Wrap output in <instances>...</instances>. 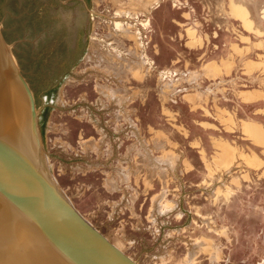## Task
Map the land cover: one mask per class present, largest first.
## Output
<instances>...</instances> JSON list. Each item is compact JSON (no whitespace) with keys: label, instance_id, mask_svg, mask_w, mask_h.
I'll use <instances>...</instances> for the list:
<instances>
[{"label":"rangeland","instance_id":"374dc122","mask_svg":"<svg viewBox=\"0 0 264 264\" xmlns=\"http://www.w3.org/2000/svg\"><path fill=\"white\" fill-rule=\"evenodd\" d=\"M0 34L51 177L114 245L264 264V0H0Z\"/></svg>","mask_w":264,"mask_h":264},{"label":"water","instance_id":"95a60500","mask_svg":"<svg viewBox=\"0 0 264 264\" xmlns=\"http://www.w3.org/2000/svg\"><path fill=\"white\" fill-rule=\"evenodd\" d=\"M37 118L0 34V264H140L58 187L45 164Z\"/></svg>","mask_w":264,"mask_h":264},{"label":"crops","instance_id":"0c3cea01","mask_svg":"<svg viewBox=\"0 0 264 264\" xmlns=\"http://www.w3.org/2000/svg\"><path fill=\"white\" fill-rule=\"evenodd\" d=\"M247 11L245 10V12H243V11H240V14H241V16H240V20L242 21V22H244V25H246V26H250L251 25V20L248 18V12L246 13Z\"/></svg>","mask_w":264,"mask_h":264},{"label":"bare ground","instance_id":"6f19581e","mask_svg":"<svg viewBox=\"0 0 264 264\" xmlns=\"http://www.w3.org/2000/svg\"><path fill=\"white\" fill-rule=\"evenodd\" d=\"M118 26V28H121V26L122 25H117ZM251 29V28H250ZM252 33V32H251ZM256 34V33H255ZM260 36H261V34H260ZM214 66V65H213ZM133 70V69H132ZM215 70V69H214ZM134 71H136V69L134 70Z\"/></svg>","mask_w":264,"mask_h":264}]
</instances>
